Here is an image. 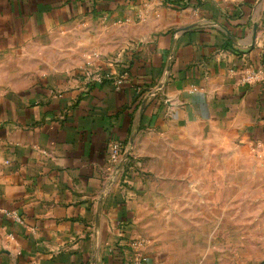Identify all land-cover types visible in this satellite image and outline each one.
Segmentation results:
<instances>
[{"label": "crops", "instance_id": "obj_1", "mask_svg": "<svg viewBox=\"0 0 264 264\" xmlns=\"http://www.w3.org/2000/svg\"><path fill=\"white\" fill-rule=\"evenodd\" d=\"M255 174L264 0H0V264H264Z\"/></svg>", "mask_w": 264, "mask_h": 264}, {"label": "built area", "instance_id": "obj_2", "mask_svg": "<svg viewBox=\"0 0 264 264\" xmlns=\"http://www.w3.org/2000/svg\"><path fill=\"white\" fill-rule=\"evenodd\" d=\"M161 1H163L166 5L181 10L189 8L194 4V0H161ZM84 77L88 85H101L106 81H113L115 87L119 89L121 85L127 80L128 72L123 71L119 75L113 76L104 70H96V71L87 70L85 72ZM252 79L254 78L250 77L247 79V81H250ZM123 151H124L123 143L114 142L110 148V162L115 165H118L121 161Z\"/></svg>", "mask_w": 264, "mask_h": 264}, {"label": "rangeland", "instance_id": "obj_3", "mask_svg": "<svg viewBox=\"0 0 264 264\" xmlns=\"http://www.w3.org/2000/svg\"><path fill=\"white\" fill-rule=\"evenodd\" d=\"M222 163H231V161H230V159H228V158L226 159V158L223 157ZM238 163H240V162H238ZM255 175H258V178L256 177L258 180L264 179L263 176L260 175V174H255ZM255 175H253V176H255ZM250 176H252V175L250 174ZM245 177H246V173H245V171H242V169H241V171L238 173V177H236V179L238 181H240V180H244ZM246 190H247L246 188H243V189L239 188V192L246 191ZM248 190H251V189L248 188ZM252 191L254 192L253 193L254 197H259L261 195V191L262 190H261L260 187L259 188H255L254 187L252 189ZM242 196H244V194L243 195L239 194V198L242 197ZM252 206H254V208H257L254 211L255 215H258L264 209V204L250 205V204H247V203L243 202V200L239 199V205H238L239 211H246L247 209L251 208ZM239 222H244V221H239ZM254 222H255V220H254ZM257 224H258L259 228L260 227L264 228V216L261 217L260 221H258ZM257 232H258V230L255 228V234H257Z\"/></svg>", "mask_w": 264, "mask_h": 264}]
</instances>
